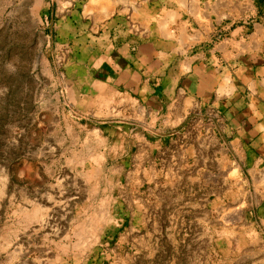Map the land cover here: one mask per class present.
Instances as JSON below:
<instances>
[{
    "label": "crops",
    "instance_id": "crops-1",
    "mask_svg": "<svg viewBox=\"0 0 264 264\" xmlns=\"http://www.w3.org/2000/svg\"><path fill=\"white\" fill-rule=\"evenodd\" d=\"M47 1L63 127L95 148L55 176L94 195L73 224L129 264H264V0Z\"/></svg>",
    "mask_w": 264,
    "mask_h": 264
},
{
    "label": "rangeland",
    "instance_id": "rangeland-1",
    "mask_svg": "<svg viewBox=\"0 0 264 264\" xmlns=\"http://www.w3.org/2000/svg\"><path fill=\"white\" fill-rule=\"evenodd\" d=\"M51 9L47 0H0V264H129L113 257L109 235L73 224L96 214L93 194L80 209L72 204L73 197L86 200L78 174L64 191L55 177L86 172L95 148L82 145L85 129L63 127L79 118L63 103Z\"/></svg>",
    "mask_w": 264,
    "mask_h": 264
}]
</instances>
